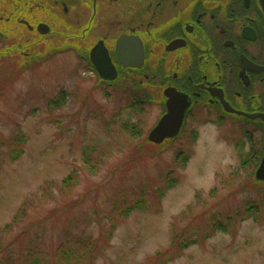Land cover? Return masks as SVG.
Segmentation results:
<instances>
[{"label": "rangeland", "instance_id": "374dc122", "mask_svg": "<svg viewBox=\"0 0 264 264\" xmlns=\"http://www.w3.org/2000/svg\"><path fill=\"white\" fill-rule=\"evenodd\" d=\"M17 2L38 7L24 13L16 0H0V264L28 255L56 264L64 249L77 256L63 264H264L263 212L229 232L214 227L246 202L263 200L264 182L254 177L264 150L261 127L250 134L235 119L188 120L177 138L153 145L148 134L164 110L129 107L137 76L102 80L76 55L77 17L67 18L70 41L55 32L47 43L20 20L59 19L52 0ZM112 12L108 4L100 7L102 28ZM62 91L65 104L51 106ZM126 122L141 136L132 138ZM88 147L94 158L104 156L96 172L84 165ZM180 150L192 153L186 168L175 165ZM170 167L179 182L159 201L155 188ZM73 171L75 183L65 186ZM143 190L148 207L123 215ZM189 239L197 243L183 248Z\"/></svg>", "mask_w": 264, "mask_h": 264}, {"label": "flooded vegetation", "instance_id": "af4514ba", "mask_svg": "<svg viewBox=\"0 0 264 264\" xmlns=\"http://www.w3.org/2000/svg\"><path fill=\"white\" fill-rule=\"evenodd\" d=\"M106 4L113 20L102 28L100 7ZM16 5L24 13L38 7L30 2L23 9L17 0ZM52 7L59 11V19L20 23L39 34L38 40L49 43L47 35L60 32L70 41L73 33H64L71 29L67 18L73 14L82 23L76 34L82 42L75 49L77 57L92 63L91 52L102 42L119 76H137L134 95L147 107L154 104L164 110L156 124L167 112V89L175 88L188 102L180 133L188 120L225 123L230 118L250 127L245 128L250 134L261 127L264 149L262 0H52ZM41 23L50 27L49 33L40 31ZM58 24L63 25L60 31L55 30ZM122 36L141 40L144 60L139 67L120 63L117 42ZM195 136L198 140V130Z\"/></svg>", "mask_w": 264, "mask_h": 264}, {"label": "trees", "instance_id": "16d2710c", "mask_svg": "<svg viewBox=\"0 0 264 264\" xmlns=\"http://www.w3.org/2000/svg\"><path fill=\"white\" fill-rule=\"evenodd\" d=\"M33 59L35 60V58H33ZM66 97H67L66 92L62 91L58 97L51 99L49 101V104L51 106L59 107V106L65 104ZM144 101H143L142 97H140V96L136 97L135 95H133L132 100L130 102V108H132L134 111L142 113L145 111V108L147 107V103ZM123 127H124L125 131L130 133L132 138H138L141 136L142 131L140 130V128L137 125H133L129 122H126V123H123ZM23 141H24V138L20 137L19 142L23 143ZM148 142H149V140H148ZM152 144L156 145L154 143H152ZM156 146H159V145H156ZM92 150L93 149L92 148L90 149L89 147L85 148L84 155H83V161H84V165L91 172H96L97 167H98V163L100 160L104 159V156L100 155V156L94 158ZM22 152H23L22 149L14 150L13 156H12L13 159L14 160L17 159ZM191 156L192 155L189 153V151L180 150V151L176 152V154H175V165L179 166L180 168H186V166L188 165V162L191 159ZM175 173H176V167H170L168 169L167 173L164 175L165 176L164 178L166 179L164 184L162 186L155 188L156 189L155 192L157 194V199L159 201H161L162 198L166 195V192L173 189L176 186V184L179 182V176H178V174H175ZM254 177H255V175H254ZM76 179H77L76 178V172L73 171L71 174L68 175V177H66L63 180V184L65 186H70V185L75 183ZM255 181L260 182L259 180L256 179V177H255ZM147 196L148 195L143 190L142 196H139L137 199H134V200L126 203V206L123 207L122 214L127 216L134 209L147 208L148 207V202H147L148 197ZM261 212L264 213V196H263V200L260 202H252V201L246 202L242 208H239L233 214L228 215V217L226 218L227 222L225 224L222 223L221 221H217L216 224L214 225V227L216 230H222L224 232H229V228L232 224L235 225V223L237 221L243 222L249 218H253L255 220H258V217H259L258 215ZM192 243L195 244V243H197V241L195 239L194 240L193 239L185 240L182 244V247L184 248L186 246H189ZM92 249H94L93 244L89 245L88 250H90V252L93 253ZM58 254H60L61 259L56 260V264H63L65 261H67V258H71V257L75 256L76 252L74 250H71V252H70V251H67V249H64V251H61V253L58 252ZM40 263H41V260L39 258H36L35 256L31 258V256L28 255L27 258L20 259L18 263L15 260H13V262L10 264H40Z\"/></svg>", "mask_w": 264, "mask_h": 264}, {"label": "water", "instance_id": "95a60500", "mask_svg": "<svg viewBox=\"0 0 264 264\" xmlns=\"http://www.w3.org/2000/svg\"><path fill=\"white\" fill-rule=\"evenodd\" d=\"M264 4V0H262ZM39 29L47 34L50 27L41 23ZM92 64L98 75L106 80L113 81L118 77V70L107 52L106 47L101 42L95 46L91 52ZM104 53V55H103ZM117 54L122 65L127 67H139L144 60V49L141 40L134 36H122L117 42ZM103 55V56H101ZM102 57L99 59L98 57ZM129 58V59H125ZM168 96L167 112L163 115L157 125L150 131L148 139L155 144H162L166 139L174 138L181 130L184 114L188 107L185 96L175 88L166 91ZM230 110H233L229 108ZM257 180L264 182V155L256 170Z\"/></svg>", "mask_w": 264, "mask_h": 264}]
</instances>
